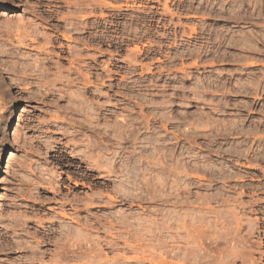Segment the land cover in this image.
Returning <instances> with one entry per match:
<instances>
[{"label":"rangeland","instance_id":"rangeland-1","mask_svg":"<svg viewBox=\"0 0 264 264\" xmlns=\"http://www.w3.org/2000/svg\"><path fill=\"white\" fill-rule=\"evenodd\" d=\"M9 20L40 35L0 62V232H30L0 264H264V0H0ZM46 157L55 189L17 196L9 168Z\"/></svg>","mask_w":264,"mask_h":264},{"label":"bare ground","instance_id":"bare-ground-1","mask_svg":"<svg viewBox=\"0 0 264 264\" xmlns=\"http://www.w3.org/2000/svg\"><path fill=\"white\" fill-rule=\"evenodd\" d=\"M6 23H8L7 26H5ZM6 23H4V25H2L3 23L1 24V22H0V41H4V40L9 41L11 45L13 42H15V43H17L18 48H17V50H16L15 46H12L11 48H7L8 44H5L6 41H4V43H2V47L0 48V62L8 61V59H19V51H20L19 48H26L25 46L29 45V43L36 41L40 35V34H35L34 32H32L33 31L32 29L29 30V28H31V27H29V24H30L29 22H28V24H26L23 22V20H20L18 22V25H20V26L16 27L13 30H12V26L14 25L13 23H15V22L13 20H9ZM41 36H43V34H41ZM66 37L69 38L68 36H66ZM46 41H47L46 45H48L49 43L52 44V42H53V40L50 37H47ZM3 44H5V45H3ZM10 68H11L10 69L11 74L13 76H15L16 78H18L19 85L23 84L25 82V80L34 79L35 76L37 75V72L41 71V70L37 69V65L35 63H30L27 61H24L22 63V65H17V66L14 65L13 67H10ZM42 74L43 75L46 74L45 70L42 71ZM11 80H17V79L11 78ZM96 108H97V110L99 109V104H97ZM98 113H97V115H98ZM98 119H99V116H97V121H98ZM12 126H13V121L10 119L6 128H10ZM96 129L99 132V125H96ZM2 135H3L2 132H0V143L1 144L3 143V140L1 137ZM51 138H52V136H49L48 140L39 141L40 147L44 146L48 150L50 148V144L52 142ZM26 145H27L26 143L19 142L17 147L18 148H24V150H25ZM40 147H35V148H37V150H34V148H32V147H29V149L33 153L37 152L36 155H38ZM49 165H50L49 157H46L45 160L41 161V162H32L31 161V162L27 163L26 160L21 161L18 165H15L13 167V169L9 168L10 172H11V173H9L10 179L9 180L7 179L8 181L6 182V184L8 186L9 185L13 186L15 184V181H17V179L20 178L21 184L19 186L21 188H19V190H18L19 192H17V196H19L21 198H25V197H27V194L28 195L30 194V196L28 198L30 200L31 199L35 200L38 197V195H40L42 190H49V189L54 190L55 189L53 187L46 186L44 183V180L45 181L49 180L51 175H52L51 172L49 171V169H50ZM44 166H46V167H44ZM24 172H28L29 175L28 174L24 175L23 174ZM30 174L32 175V177L30 176ZM16 183H18V181ZM15 185H17V184H15ZM12 199L13 198H9L10 201H12ZM14 204L12 202L6 201L0 207V222H1V224L5 223L6 217L8 216L7 215V209L9 208L10 205L14 206ZM60 215L62 217H69L68 213L64 209L60 212ZM22 218H23V216H22ZM24 218H25V216H24ZM34 225H35V222H34ZM53 227L49 228L48 245H52V242H53L52 237H53L54 233L58 229L59 230L62 229V234L66 239H65V242L63 245V249H61V250L64 251V253L66 255L69 252V250H70L69 247L71 245V244L70 245L68 244L69 241L67 242V236L69 233L68 232L69 229L67 227L63 226V228H58L56 230L55 227L54 228ZM3 228H4V230L2 232H0V251H5V253L6 252L11 253L15 249H17V250L20 248L23 249L24 247L22 248V243H21L20 239H18V238L12 245H11L12 242L10 243V240L12 241L14 236L20 237L22 235H27L28 233H30L27 230V228H29L28 225L26 227H24V223H23L22 219L20 218V216L19 215L14 216L12 219V224L7 225V227L3 226ZM33 228H34L33 232H35L36 228L34 226H33ZM81 229L82 228H80L79 230H81ZM69 235H70V233H69ZM78 236H80V235H78ZM55 237H56V235H55ZM82 238H84V237H81V239ZM24 243H25V241H24ZM61 243H63V241ZM58 244H60V243H58ZM23 246H24V244H23ZM24 249H27V248H24ZM31 253H32V255H35L36 250L33 249L31 251ZM32 259H33V257H32ZM14 260L15 261L12 264H20L19 261L23 260V259L21 257H19V258L14 259ZM11 262L9 264H11Z\"/></svg>","mask_w":264,"mask_h":264}]
</instances>
